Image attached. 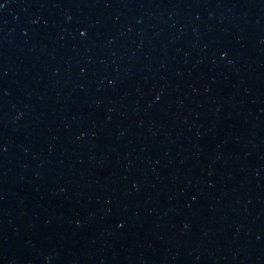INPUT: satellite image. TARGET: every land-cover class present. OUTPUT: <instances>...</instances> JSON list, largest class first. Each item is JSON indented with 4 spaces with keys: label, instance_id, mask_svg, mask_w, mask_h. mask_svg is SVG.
Here are the masks:
<instances>
[{
    "label": "water",
    "instance_id": "95a60500",
    "mask_svg": "<svg viewBox=\"0 0 264 264\" xmlns=\"http://www.w3.org/2000/svg\"><path fill=\"white\" fill-rule=\"evenodd\" d=\"M158 264H264V138L209 196Z\"/></svg>",
    "mask_w": 264,
    "mask_h": 264
}]
</instances>
